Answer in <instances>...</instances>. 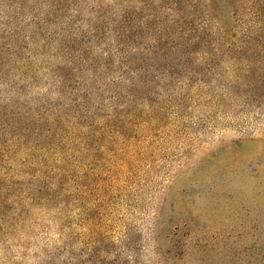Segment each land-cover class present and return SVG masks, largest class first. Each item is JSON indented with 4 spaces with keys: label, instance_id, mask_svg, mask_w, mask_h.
I'll return each instance as SVG.
<instances>
[{
    "label": "rangeland",
    "instance_id": "374dc122",
    "mask_svg": "<svg viewBox=\"0 0 264 264\" xmlns=\"http://www.w3.org/2000/svg\"><path fill=\"white\" fill-rule=\"evenodd\" d=\"M81 2L71 16L83 30L99 7L110 22L172 14L154 0ZM201 64L130 97L136 111L97 96L79 144L38 152L33 169L26 150L4 163L0 264H264V66L226 60L199 82ZM42 73L31 97L56 101ZM60 174L52 200L38 194Z\"/></svg>",
    "mask_w": 264,
    "mask_h": 264
},
{
    "label": "trees",
    "instance_id": "16d2710c",
    "mask_svg": "<svg viewBox=\"0 0 264 264\" xmlns=\"http://www.w3.org/2000/svg\"><path fill=\"white\" fill-rule=\"evenodd\" d=\"M154 1L172 14L152 20L125 11L110 22L99 7L96 23L83 30L71 16L79 0H0V168L22 150L23 166L33 169L38 152L61 154L79 144L85 120L97 122L90 116L97 96L123 99L136 111L141 104L130 97L154 95L160 78L183 76L190 65L203 63L199 82L226 60L264 66V0ZM42 72L56 101L31 97ZM132 119L109 121V132L119 134ZM60 177L55 184L38 180V194L52 200ZM3 204L0 198V210ZM2 217L0 225L8 222Z\"/></svg>",
    "mask_w": 264,
    "mask_h": 264
}]
</instances>
